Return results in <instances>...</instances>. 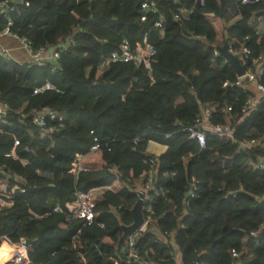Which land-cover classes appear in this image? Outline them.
Wrapping results in <instances>:
<instances>
[{
  "label": "trees",
  "instance_id": "trees-1",
  "mask_svg": "<svg viewBox=\"0 0 264 264\" xmlns=\"http://www.w3.org/2000/svg\"><path fill=\"white\" fill-rule=\"evenodd\" d=\"M180 2L192 12L178 21L172 0H24L0 15V31L10 19V31L33 50L69 41L56 62L0 60V183L17 187L14 205L0 209V240L29 241V264H125L133 233L122 239L123 228L140 196L143 218L146 208L153 212V224L133 238L144 264H175V251L180 264H264V170L249 164L264 158V101L243 113L251 94L235 86L237 73L224 56L214 55L211 21L224 23L235 47L264 53V37L250 25L264 16V0ZM144 38L156 50L150 77L132 64L99 68L123 39L135 48ZM46 82L54 89L34 95ZM208 104L215 106L209 124L229 126L232 140L207 133L201 149L182 129ZM42 108L65 114L64 126L32 124ZM95 138L102 167L74 176L76 157L87 156ZM245 139L261 143L239 151ZM150 160L151 189L137 191ZM116 183L122 187L101 189ZM92 189V225L52 213L55 204L65 210L77 190Z\"/></svg>",
  "mask_w": 264,
  "mask_h": 264
},
{
  "label": "built area",
  "instance_id": "built-area-1",
  "mask_svg": "<svg viewBox=\"0 0 264 264\" xmlns=\"http://www.w3.org/2000/svg\"><path fill=\"white\" fill-rule=\"evenodd\" d=\"M174 5L177 6L176 15H174L175 20H180L187 18L192 12L191 9L187 8L185 5H180V0H172ZM191 1V0H188ZM199 2L201 5L204 4V0H193ZM242 4H248V0H237ZM17 3H24V0H13L11 2H3L0 3V15L7 13V10L12 9V6ZM179 6V7H178ZM142 9L146 11H151L153 13L156 12V8L153 4L142 5ZM256 24L260 25L264 21V16L255 15ZM145 18H142L144 21ZM12 26V21L8 19V26L0 31V39L4 37H13L20 41L23 50L27 56L25 62H17L12 58L10 51L7 49H2L0 51V60L3 62L14 61L15 63L21 65H30V64H39L43 65L48 62H56L59 60L60 55L67 48L69 41L63 44H59L57 46L40 48L38 50H33L30 42L25 39H20L17 35L13 34L10 31V27ZM255 32L260 36V32L258 26L255 27ZM223 47L226 48V52L233 57H236L241 65H245L247 61L249 65L242 76H238L235 86L242 88L245 92H250L251 97L247 99L244 107L243 113H249L255 109V107L260 103V101H264V53L257 52L254 56H252L248 47L244 44L235 47L230 41H228ZM215 44L214 55L218 56L221 53L219 52V48ZM156 55V50L147 43L146 39H143V43L138 44L135 48H132L130 43L123 39L118 47L111 50L109 55L102 60L99 64V68L108 67L113 64H132L136 67L141 68L149 77L152 73V65L154 62V58ZM263 82H262V81ZM228 83L224 84V87H227ZM54 88L49 82H46L41 87L35 89L33 91L34 95L40 94L44 91L53 90ZM6 106L3 105L2 110L0 111V118L3 117ZM215 111V106L213 104L203 105L200 107L199 113L196 115L193 123L189 126H186L182 129L184 133H186L191 140H195L201 149H203L206 145V134L212 133L223 140H232V131L229 126L216 124L210 125L209 120L211 115ZM231 108H226V112H230ZM66 119L65 114H60L54 111H51L48 108H42L39 111H36L32 117L31 122L35 126L45 129L47 127V122H54L57 124V128L60 129L64 126V120ZM54 127L49 128V132L54 131ZM93 132H91L92 134ZM261 142L256 139H245L239 143L238 150H248L254 147H257ZM19 145L17 140H14L13 147L15 148ZM13 148V149H14ZM101 148V143L94 139V143L91 146L90 154H98L99 149ZM11 156L15 157L14 150L10 153ZM85 156H77L74 163L71 173L76 176L80 171L87 170L82 162ZM150 164L152 166L151 171L148 173H142L140 176L139 186L136 189H140L142 191H148L151 189L152 183L154 181L155 169L154 162L150 160ZM249 164L254 169L264 170V158H260L257 160H251ZM2 167L0 166V171ZM105 172V170H104ZM113 185H108L101 187L103 190L113 191L115 189ZM17 190V187H14L11 191L7 190L5 184L0 183V209L11 208L14 205L12 194ZM193 194H190L192 197ZM97 197L95 195V190L88 191H80L77 190L75 193V198L72 202L67 203L65 205V210L60 207L58 204L52 209V213L55 214H65L67 221L77 219L84 222L85 226H90L94 223L96 218L95 206H96ZM145 212L147 213V217L143 218V224L141 227L133 232L132 237L135 238L139 233L145 232L149 226L153 224V219L151 215L153 214L150 208H146ZM102 227V225H99ZM254 235V234H252ZM163 238V236H161ZM133 238H130L128 241L127 249L124 251V259L125 264H144L139 259L138 253L134 248ZM5 240L7 242L8 255L2 257V262L0 264H29V245L24 238H21L18 242H12L8 238L4 237L0 240V248L2 245V241ZM23 250V254L22 251ZM233 257H238V255L233 252Z\"/></svg>",
  "mask_w": 264,
  "mask_h": 264
},
{
  "label": "crops",
  "instance_id": "crops-1",
  "mask_svg": "<svg viewBox=\"0 0 264 264\" xmlns=\"http://www.w3.org/2000/svg\"><path fill=\"white\" fill-rule=\"evenodd\" d=\"M239 19H240L239 17L235 18L234 20H232V22H230V24L237 22ZM211 21L213 22L214 28H215L216 33H217L216 45L218 47H223L228 42V40L225 38L224 33H223V29L225 28V25L218 18L211 17ZM250 25H252L254 27L258 26L260 36L264 37V21L262 23H260V25H258V24H256L255 18L254 19L252 18L250 20ZM2 49H7L8 51H10L12 58H14V60L17 62L23 63V62H25V60L27 58L20 41L13 38V37H4V38L0 39V51ZM2 108H3V105L0 102V111L2 110ZM151 149L157 154H160L163 151V147L156 145V144H152ZM82 164L85 168L91 169V170L100 169L102 167L101 161H100L97 154H90V155L85 156ZM136 186L137 187L139 186L138 181L135 183V188H137ZM114 187H115V189H119L122 187V184L116 183L114 185ZM136 190L140 191V189H136ZM3 244L7 245V242L2 241V245ZM0 260H1V256H0ZM174 262H175V264H180V254L178 251L174 252Z\"/></svg>",
  "mask_w": 264,
  "mask_h": 264
},
{
  "label": "water",
  "instance_id": "water-1",
  "mask_svg": "<svg viewBox=\"0 0 264 264\" xmlns=\"http://www.w3.org/2000/svg\"><path fill=\"white\" fill-rule=\"evenodd\" d=\"M219 52L234 67L238 76L244 75V73H245V71L249 65L248 61L245 65H241V63L238 61V59L236 57H233L226 52L225 47L219 48ZM142 205H143V197L140 196L137 203L135 204V206L132 209L133 222L131 225L123 228L122 239H126L130 234H132L133 232L138 230L141 227V225L143 224ZM27 244H29V241H27ZM150 264H153V263H150Z\"/></svg>",
  "mask_w": 264,
  "mask_h": 264
},
{
  "label": "bare ground",
  "instance_id": "bare-ground-1",
  "mask_svg": "<svg viewBox=\"0 0 264 264\" xmlns=\"http://www.w3.org/2000/svg\"><path fill=\"white\" fill-rule=\"evenodd\" d=\"M3 241H5V240H3ZM5 247H6V249H7V245H5ZM7 251H8V249H7Z\"/></svg>",
  "mask_w": 264,
  "mask_h": 264
},
{
  "label": "clouds",
  "instance_id": "clouds-1",
  "mask_svg": "<svg viewBox=\"0 0 264 264\" xmlns=\"http://www.w3.org/2000/svg\"><path fill=\"white\" fill-rule=\"evenodd\" d=\"M22 251V254H23V250H21Z\"/></svg>",
  "mask_w": 264,
  "mask_h": 264
}]
</instances>
